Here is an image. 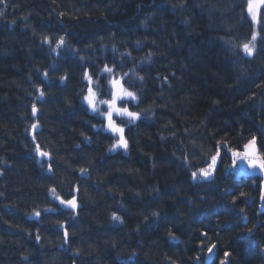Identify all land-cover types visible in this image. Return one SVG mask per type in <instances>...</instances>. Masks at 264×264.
<instances>
[{"label": "trees", "instance_id": "16d2710c", "mask_svg": "<svg viewBox=\"0 0 264 264\" xmlns=\"http://www.w3.org/2000/svg\"><path fill=\"white\" fill-rule=\"evenodd\" d=\"M60 37L54 65L44 54ZM106 64L145 90L137 108L149 122L130 158L107 157L99 138L76 145L91 122L78 77ZM34 100L41 128L27 147L50 154L56 193L71 198L63 183L88 169L74 212L38 210L50 190L16 139ZM253 137L264 157V0H0V264H264V170L227 171L228 149ZM218 141L212 178L194 181Z\"/></svg>", "mask_w": 264, "mask_h": 264}, {"label": "bare ground", "instance_id": "6f19581e", "mask_svg": "<svg viewBox=\"0 0 264 264\" xmlns=\"http://www.w3.org/2000/svg\"><path fill=\"white\" fill-rule=\"evenodd\" d=\"M46 45L48 43H45ZM52 51V49H51ZM52 55L51 53H49L48 51H45L46 56L49 57V61L53 60L54 65L56 64V62L58 61L59 55H58V51L54 52L52 51ZM141 66V65H139ZM58 67V65H57ZM118 70V69H117ZM57 71V68L54 70ZM89 72V70H87ZM45 73H47L46 71L44 73L41 74L42 78L47 81V83L50 81L49 79H47V77L45 76ZM115 73H117L119 76H122L124 72H119V71H115ZM89 74L91 75V73L89 72ZM108 76L106 73H102V74H96L93 77V81H94V89L97 90V98L100 100L103 99H108L111 98V94H112V88L111 85L109 84V80H108ZM57 77V74H56ZM99 77V79H97ZM124 78V77H123ZM78 85H79V89L75 90V97L77 99V105L78 107H82L84 108L86 105L84 103V96L88 91V81L84 78V72H82L79 77H78ZM125 88V87H124ZM126 89V88H125ZM128 91H132L134 93H136L137 95V100L133 101L131 99H123L119 101V105L120 107H124L125 105L128 107L129 111H133V112H138L140 113V118L135 120V121H130L128 117L126 116H113V120L116 122V124L119 127H122L124 129L123 131V135L124 138L127 140L128 142V148L127 150H120V149H115L112 150L111 146L113 145L114 142V137H118L117 135H113V133L111 131H109L106 127L107 125V121L103 116H99V115H95V116H91L94 115L92 114L90 111H88L91 115H88L87 118L91 119L90 124L87 122H82V124L84 125V127L86 128L87 132H84V134L81 132L79 134L78 137V143L76 145H96L94 139L99 138L102 142L107 143L109 142L108 146H107V151L105 152V155L109 158H119V157H124V158H130V150H131V145H133V143L136 142V132L139 134L138 132V128L140 127L139 122L140 121H145V122H149V119L147 118L146 115H143L144 112H142L141 110H139L137 108V104L140 102L141 99V94L142 92H144L145 90L141 91L139 93V91H137V89L133 88H127ZM43 96H41V93H39L38 98L36 99L37 101H40L42 99ZM35 104L37 112L35 115H33L32 112V107ZM29 110V114H25V115H21V122H22V126L20 131L18 130L16 132V139L18 141L19 144H21L23 147L27 148V150L29 151V153H26V157H28L30 159V161L32 162L33 166H34V170L36 172H41V176H43L42 180L45 181V185L50 189H53V187L55 185H58L59 181L57 180L56 176L52 175V171L49 172L48 168H49V159H51V157H41L37 151V145L34 144V149L30 150L27 147V144L29 143V140L27 139V137L31 138L33 137V134L35 132H37L40 128H41V124L38 121L37 117H38V104L36 103V101L34 100L31 105L28 108ZM32 122V123H31ZM31 123V125L29 126V124ZM33 124H37L38 127L33 129L32 125ZM144 124V122L142 123ZM95 126V127H94ZM137 130V131H135ZM131 131H135L131 136L128 134ZM248 142H246L245 144L242 145L241 150L245 148V145L248 144ZM256 141L254 142L255 145ZM78 145V146H79ZM77 146V148H78ZM223 148H226L223 146ZM41 150V149H40ZM256 150V149H255ZM42 151V150H41ZM46 152V151H44ZM229 156L232 159V152L229 151ZM104 154H101L102 158H107ZM81 169H86V172H81L80 170L75 171V178L74 181H72L70 184H67L66 182L63 183L65 185H71L72 188V197L74 198L76 195V193H79V188L78 185L80 187V185H82V183H85V181L89 180V174H88V169L87 168H81ZM1 170V169H0ZM35 172V173H36ZM191 171V175H192ZM260 172H251V173H245V174H241L244 177H247V175H252V174H258ZM240 175V176H241ZM78 182V183H75ZM87 185V183L84 184V186ZM76 192V193H75ZM50 197V207H55V208H61L64 210H69L64 204L60 203V200L55 199V197L52 195V193L50 192L49 194ZM61 199L65 200L64 197H60ZM76 201V210L79 208V204ZM65 231V230H63Z\"/></svg>", "mask_w": 264, "mask_h": 264}, {"label": "snow or ice", "instance_id": "6c2138e0", "mask_svg": "<svg viewBox=\"0 0 264 264\" xmlns=\"http://www.w3.org/2000/svg\"><path fill=\"white\" fill-rule=\"evenodd\" d=\"M249 11L250 12L252 11V5L251 4L249 5ZM253 20L254 21L256 20L255 14H253ZM43 40L45 43H50V38L47 36H45L43 38ZM255 40H256V33L254 32L253 36H252V40L249 41L248 43H245L242 45L243 50L249 56H251L253 54V50L255 48V43H254ZM65 43L66 42H65L64 38L60 37L59 40L56 41V46H55V48L52 49V51L57 52L58 49H61L64 47ZM71 51L73 52V54H75V52H76L75 49H72ZM113 51H115V48H113ZM101 72L102 73H108L111 77H113L112 79L109 80V84L112 86V89H113L112 94H111V98L110 99H103V100H100L97 98V90L94 89V87H93V85H94L93 77H92V75L89 74V72L87 70H85L84 71V78L88 81L89 86H88L87 95L84 96V100L87 102L89 108L92 110L93 113H97L106 119L107 129L109 131H111L113 133V135L119 136V138L111 146L112 150H115V149L121 148V147L124 148L125 150H127L128 142L124 138V135H123L124 129L122 127H119L116 124V122L113 120V113H115L117 116H122V117L126 116L129 118L130 121H135V120L139 119L140 115H141L140 113L129 111V109L126 105L124 107H118L117 106L118 100L131 99V100L135 101V100H137V95H136V93H134L132 91H128L127 89H125L121 85V80L123 79V77H127L129 75V73L126 72V73H123V76H119L117 73H115L114 68L109 67L107 64L104 66V68L101 70ZM45 76H47V73H45ZM138 78L140 80L144 79L142 76H140ZM60 79H61V81H64L65 77L61 76ZM97 79H99V77ZM165 80H167V77H165ZM43 94L44 93L41 92V96H43ZM101 104L107 106V111H103L100 108ZM32 112H33V115H35L37 112L35 104L32 107ZM37 127H38L37 124L32 125L33 129H35ZM162 139H163V137H162ZM255 139L256 138L253 137L252 140H250L249 143L245 145V149H248L249 146L254 145ZM222 144L224 147H227V141H218L217 142L216 153L210 157L211 163L208 164L207 168H200L197 171L192 172V178L194 181L199 179V178H203L205 180L212 178L213 172H214L215 167H216L217 160L220 157V147ZM228 150L231 151L233 156H234L233 165L236 164L235 157H239L242 160H247L250 168H254L256 166H259L262 170H264V157H260L259 160L257 161V159L251 158V155L247 151L245 153L241 154V153L235 152L231 148H229ZM36 151L41 157H49L50 158V154L48 152L41 151L39 145H37ZM184 159H185V163H188L187 156H185ZM48 171L49 172L52 171L51 165H49ZM86 171H87L86 169H81V172H86ZM50 192L55 197V199L60 200L61 204L70 206L73 209H75L77 207L75 198H73L72 200H63L56 193L54 188L50 189ZM261 199L264 200V193H262ZM46 211H51V209H46ZM152 214L158 215V213H155V212ZM33 215L39 216L40 212L34 211ZM112 219L114 221H120L122 223L121 217L116 215L115 213H113ZM249 231H251V229H249ZM67 235H68V233L65 232V238H67ZM169 235L171 236V233ZM39 239H40V237L37 236V240H39ZM214 247H215V245H211L208 247L209 254H212ZM135 255H136L135 252L131 253L129 256V260H131V258L134 257ZM224 255H225V257H227L229 255V253L225 252ZM197 259H199V257ZM125 264H127V262H125ZM173 264H174V262H173ZM221 264H224V262L221 261Z\"/></svg>", "mask_w": 264, "mask_h": 264}, {"label": "rangeland", "instance_id": "374dc122", "mask_svg": "<svg viewBox=\"0 0 264 264\" xmlns=\"http://www.w3.org/2000/svg\"><path fill=\"white\" fill-rule=\"evenodd\" d=\"M107 75H109L108 73H106ZM113 77H111L110 75L108 76V80H110V79H112ZM121 85L123 86V83H122V80H121ZM124 87V86H123ZM111 88H112V86H111ZM112 91H113V89H112ZM85 95H87V93L85 94ZM108 99H110V98H108ZM119 101L120 100H118L117 101V106L118 107H120V105H119ZM84 103H85V105H86V107H87V109H88V111H90L92 114H94V115H99V114H97V113H93L92 112V110L89 108V106H88V104H87V102L84 100ZM100 108L103 110V111H107V106L106 105H103V104H101L100 105ZM116 114L115 113H113V116H115ZM99 116H101V115H99ZM118 136V135H117ZM119 138V136L118 137H114V142L117 140ZM117 149H120V150H124V148H117ZM248 152L250 155H251V158H253V159H257V161L259 160V158H260V156L257 154V150H255V148L253 147V145L252 146H249V148L248 149H242L241 151H237L238 153H241V154H243V153H245V152ZM235 159H236V164L235 165H233V160H234V156H233V154H232V161H231V164H230V166L227 168V171H230L231 173H233L235 176H239V175H241V174H245V173H251V172H262V169L259 167V166H256V167H254V168H250L249 167V165H248V161L247 160H242V159H240L239 157H235ZM76 197L77 196H75L74 198L76 199ZM73 198H67V199H65V200H72ZM46 209H51V211L50 212H54V208H52V207H47V208H40V209H38V210H40V211H43V212H48V211H46ZM70 211H75L76 210V208L75 209H69ZM261 213V212H260ZM36 217V216H35ZM63 230V229H62Z\"/></svg>", "mask_w": 264, "mask_h": 264}, {"label": "water", "instance_id": "95a60500", "mask_svg": "<svg viewBox=\"0 0 264 264\" xmlns=\"http://www.w3.org/2000/svg\"><path fill=\"white\" fill-rule=\"evenodd\" d=\"M66 207H67V205H65ZM261 212H263L264 211V206H262L261 208Z\"/></svg>", "mask_w": 264, "mask_h": 264}]
</instances>
